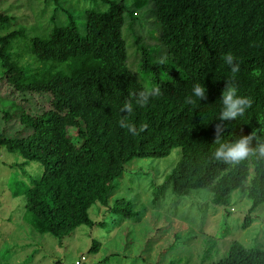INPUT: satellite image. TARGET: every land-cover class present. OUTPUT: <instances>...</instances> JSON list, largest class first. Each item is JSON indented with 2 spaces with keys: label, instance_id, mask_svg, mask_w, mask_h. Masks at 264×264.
Here are the masks:
<instances>
[{
  "label": "trees",
  "instance_id": "obj_1",
  "mask_svg": "<svg viewBox=\"0 0 264 264\" xmlns=\"http://www.w3.org/2000/svg\"><path fill=\"white\" fill-rule=\"evenodd\" d=\"M93 1L96 8L86 9L82 20L70 17L47 37H27L24 28L0 34V79L13 92L50 98L47 110L30 114L14 99L0 96L5 123L0 149L17 153L23 165L36 160L42 167L22 192L32 229L61 240L80 225L102 224L90 217L96 203L107 212L124 205L125 213L115 222L120 227L132 215L131 203L117 198L109 205V199L124 165L135 157L167 156L174 147L180 148L179 156L157 189L171 186L183 195L208 188L215 204L226 205L240 188L251 201L242 223L248 226L254 220L250 214L264 204V157L257 151L225 163L214 152L219 143H233L253 129L257 135L251 147L264 143V0H144L151 4L147 15L160 25L157 46L170 56V66L141 58V69L152 72L151 86L161 89L144 107L130 96L146 87L127 64L122 27L128 30L132 24L124 20L126 7L122 1ZM9 21L0 11V25ZM228 52L240 65L234 79L222 59ZM25 55L29 60L24 62ZM226 81L253 103L243 116L223 122L218 143L214 126L220 123ZM197 83L205 87L206 100L192 96ZM189 96L195 104L186 103ZM128 100L131 114L121 112ZM122 118L148 127L132 136L119 127ZM71 128L77 129L80 143L74 142ZM99 246L93 239L89 251ZM200 264H264V249L232 240L223 257Z\"/></svg>",
  "mask_w": 264,
  "mask_h": 264
},
{
  "label": "rangeland",
  "instance_id": "obj_2",
  "mask_svg": "<svg viewBox=\"0 0 264 264\" xmlns=\"http://www.w3.org/2000/svg\"><path fill=\"white\" fill-rule=\"evenodd\" d=\"M116 1L124 3V20L132 24L128 30L122 27L128 67L145 87H151L152 72L141 69V58L170 66V56L157 46L159 22L147 15L151 4L144 0ZM92 7L96 8L93 0H0V11L10 17L0 25V34L24 28L25 36L44 38L70 17L82 20ZM6 95L30 114L50 107L46 94H19L0 79V96ZM4 124L0 117V127ZM70 133L75 143L81 142L76 128ZM179 150L174 147L164 157H135L124 165L109 199V205L117 198L131 203L132 215L120 227L115 222L126 207L107 212L96 203L89 209L90 217L102 224L80 225L59 240L49 233H36L28 222L23 186L40 174V163L32 160L23 165L17 153L1 148L0 264H75L82 255L86 258L81 264H200L223 257L232 240L264 249V204L250 214L254 220L242 227L251 201L240 188L230 193L226 205L215 204L208 188H193L183 195L174 193L171 186L157 189L176 163ZM138 214L141 220L134 222ZM93 239L100 242L94 252L89 251Z\"/></svg>",
  "mask_w": 264,
  "mask_h": 264
},
{
  "label": "clouds",
  "instance_id": "obj_3",
  "mask_svg": "<svg viewBox=\"0 0 264 264\" xmlns=\"http://www.w3.org/2000/svg\"><path fill=\"white\" fill-rule=\"evenodd\" d=\"M224 63L229 66L234 79L235 74L240 71L239 63L234 62L235 57L231 52L225 53L222 57ZM237 88L233 85L232 81H226L225 87L221 93L222 109L219 113V121L214 126V133L217 137V142L219 143V135L223 131V122L235 120L245 114L246 110L252 106L251 98L247 96L237 95ZM161 95V89L158 85H153L151 87H146L138 93H130V96L134 99L135 104L139 107H144L148 104L149 99L152 97H158ZM192 96L198 98L200 101L206 100V89L201 84L197 83L193 85ZM192 96L186 97V103L195 104V100ZM121 112H126L131 114L133 112V102L132 100L126 101ZM119 127L127 129V131L132 135L136 136L140 132L147 129V124H141L137 128L134 124L128 122L127 119H120L118 121ZM257 130L253 131L245 136H241L238 140L233 143H219V147L215 150L214 156L217 160H222L225 163H237L249 157V155L254 154L258 151L261 157H264V143H259L256 149L251 147V142L256 138ZM81 258V257H80Z\"/></svg>",
  "mask_w": 264,
  "mask_h": 264
},
{
  "label": "built area",
  "instance_id": "obj_4",
  "mask_svg": "<svg viewBox=\"0 0 264 264\" xmlns=\"http://www.w3.org/2000/svg\"><path fill=\"white\" fill-rule=\"evenodd\" d=\"M81 259L83 260V259H84V257L82 256V257H81ZM76 263L78 264V262H77V261H76Z\"/></svg>",
  "mask_w": 264,
  "mask_h": 264
}]
</instances>
